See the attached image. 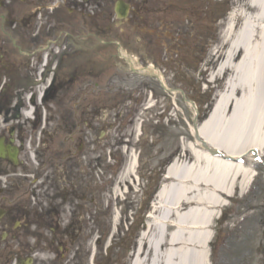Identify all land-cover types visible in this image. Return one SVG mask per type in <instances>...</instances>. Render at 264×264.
<instances>
[{
	"label": "flooded vegetation",
	"instance_id": "af4514ba",
	"mask_svg": "<svg viewBox=\"0 0 264 264\" xmlns=\"http://www.w3.org/2000/svg\"><path fill=\"white\" fill-rule=\"evenodd\" d=\"M114 1L0 0V264H110L94 238L106 228L107 107L118 103L105 74L132 34L152 53L159 8L125 0L118 20Z\"/></svg>",
	"mask_w": 264,
	"mask_h": 264
},
{
	"label": "rangeland",
	"instance_id": "374dc122",
	"mask_svg": "<svg viewBox=\"0 0 264 264\" xmlns=\"http://www.w3.org/2000/svg\"><path fill=\"white\" fill-rule=\"evenodd\" d=\"M165 2L162 0L163 5ZM181 3L178 1L176 7L180 8ZM187 9L190 21L184 17L178 21L176 12L172 20L165 12L154 16L157 29L167 28L169 37H165L166 40L173 39L175 33L179 35L176 44L182 43L181 57H175V48L173 54L165 51L169 43H164L160 35L155 37L151 55L131 57L137 67L155 65L167 88L176 92L163 89L158 80L148 74L132 72L124 59H117V65L106 70L107 98L112 95L121 100L111 109L112 113H107L110 118L106 123L105 139H102L105 168L100 173V183L105 188L101 205L106 215V228L104 233L95 232L94 238L103 236L100 250L106 263L130 264L135 244L143 231H147L148 215L158 216L154 208L160 204L158 191L164 189L165 192V188L174 183L166 178V168L192 148L203 151L191 127L194 118L198 123L205 120L222 87L221 77L217 81L210 80L217 57L213 54L221 44L229 12L236 11L238 3L236 0H197ZM170 23L175 33L170 30ZM185 99L195 103L196 112ZM259 154L264 159V151ZM130 155H134L135 170L131 177L128 174L119 177L130 162ZM256 170L255 180L250 188H245L243 195L236 190L232 196L221 198L222 206L226 203L223 208H209L215 212L207 229L212 234V241L206 248L209 264H264V161L257 164ZM112 187L116 197L112 195ZM110 202L114 205L105 210V203ZM114 213L118 217L116 231L108 217ZM190 230L195 233L200 229ZM170 231L172 228L167 232ZM154 235L155 230H152L150 239H154ZM103 239L104 242L112 239L111 247L107 248V241L103 247Z\"/></svg>",
	"mask_w": 264,
	"mask_h": 264
},
{
	"label": "bare ground",
	"instance_id": "6f19581e",
	"mask_svg": "<svg viewBox=\"0 0 264 264\" xmlns=\"http://www.w3.org/2000/svg\"><path fill=\"white\" fill-rule=\"evenodd\" d=\"M236 2L238 9L229 15L221 44L213 54L217 57L210 80L225 79L221 94L197 130L191 129L212 148L245 160L234 163L205 149L192 148L171 163L165 176L174 183L165 188L167 193L158 191L160 204L154 206L158 216H148L146 228L150 233L143 231L130 264H209L206 248L212 234L207 229L215 217L209 208H223V196H232L236 190L243 195L254 179L253 169L260 158L255 149L264 151V0ZM147 70L165 84L153 65ZM196 140L204 147L197 136ZM134 159L130 155L119 177L132 176ZM196 227L200 230L189 232ZM170 228L173 231L168 233ZM152 230L154 239H150Z\"/></svg>",
	"mask_w": 264,
	"mask_h": 264
}]
</instances>
